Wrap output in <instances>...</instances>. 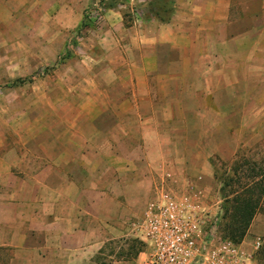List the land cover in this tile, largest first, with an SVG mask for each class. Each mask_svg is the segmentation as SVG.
<instances>
[{
	"label": "crops",
	"instance_id": "obj_1",
	"mask_svg": "<svg viewBox=\"0 0 264 264\" xmlns=\"http://www.w3.org/2000/svg\"><path fill=\"white\" fill-rule=\"evenodd\" d=\"M64 1L0 0V11L6 4L13 13ZM152 1L126 0L125 7L132 12ZM167 1L173 11L165 20L148 10L127 22L119 8L94 7L91 19L100 28L92 26L88 34L105 58L118 53L117 60H96L111 69L114 80L107 91L113 99L107 104L101 87L87 96L90 108L68 123L69 143L61 137V120L19 143L23 154L9 150L0 134V264H144L154 251L142 231L152 203L177 195L196 203L194 197L205 195L204 206L221 213V192L222 199L212 204L218 177L211 156L199 151L201 144L193 147L195 153L175 154L170 131L180 128L169 127L191 124V117L209 131L216 115H231L234 132L242 130L238 88L252 86L247 100L256 103L254 85L264 84V0ZM84 12L61 34H75ZM222 99L232 103L210 109V101ZM259 99L248 107L249 131H260L264 121ZM82 128L103 139L82 140ZM53 131L58 143L46 140ZM236 154L232 150L231 159ZM217 221L215 244L234 243L219 236ZM116 241L120 247L113 250ZM236 245L246 264H264V206Z\"/></svg>",
	"mask_w": 264,
	"mask_h": 264
},
{
	"label": "rangeland",
	"instance_id": "obj_2",
	"mask_svg": "<svg viewBox=\"0 0 264 264\" xmlns=\"http://www.w3.org/2000/svg\"><path fill=\"white\" fill-rule=\"evenodd\" d=\"M100 1L65 0L59 4L47 2L44 5L35 4L31 10L26 8L13 13L9 10V7H12L11 4L1 5L0 134L4 142H8L9 150L16 149L18 154H23L24 149L19 151V143L31 142L30 138L34 137L40 130L53 129L51 126L56 127L60 124L59 120L65 125L61 137L64 138L65 143H69L73 130L69 129L68 123L79 113L86 112L90 108L91 100L87 96L93 94L100 87L102 88L103 99L109 105L112 103L113 97L107 89L110 88L114 79L111 69L102 62L117 60L118 53L112 56L108 55L105 58L106 52L97 46L95 36L88 34L92 26L100 28L91 19V12L97 3L101 5ZM145 5L146 3L134 7L132 12H129L125 5L120 6L119 10L128 16H126V21L131 22L132 15L138 17L147 11ZM18 6L20 9L24 8L19 4ZM84 10L85 18L82 25L79 26V30L75 34L62 35L63 27L70 26L75 17L83 13ZM39 11L41 15L38 14ZM100 59L102 62H96ZM24 79H27V82L16 84V81ZM254 86L257 88V96L263 97L264 84ZM251 88L253 87H249L246 83L240 84L238 88V94L241 95L239 102L242 110L240 118L244 120V126L239 132H234V129L237 128L236 125L234 129L232 128L234 123L231 115H216L209 122V131L202 129L203 126L191 117L187 118V120H192L191 124L184 125L181 122L179 125L169 127V129L173 127L181 129L174 132L170 131V135L173 136L171 140L177 143L175 154L177 152L185 155L192 154L195 145L200 146L201 144L202 146L203 144L202 147H198L199 151H202L206 156H211V160L217 166L219 178L211 187L212 204L222 199L220 176L223 180L230 171V167L236 162L252 161V164L257 163L264 168V121L261 123L260 131L248 130V107L254 108L259 99L257 97L256 103H249L247 96ZM227 95H232V92H227ZM259 101L261 108L257 110H262L264 109V101L260 99ZM216 103L229 106L232 99L210 101L211 110L217 111ZM224 112H228V110ZM187 125H191V128L188 129ZM184 127L186 129L183 130ZM81 130L84 132L82 140H88L91 137L88 136L91 134L90 129L82 128ZM92 136L91 138L96 143L103 139L101 138L102 134H98V137L93 134ZM165 136L168 137V133ZM46 140L48 143H58L57 132H50L46 136ZM219 145L221 148L218 149ZM236 145L237 148H234ZM101 150L107 152L108 148L103 147ZM232 150H237L233 159L230 156ZM217 151L226 158V161L217 154ZM215 152L216 154H214ZM174 199L182 201L184 198L177 195ZM194 200L208 211L213 219L220 218L221 226L220 211L214 212V210L204 206L205 195L196 196ZM219 236L224 238L221 229ZM111 246L115 250L120 247V244L116 241ZM108 251H111V248Z\"/></svg>",
	"mask_w": 264,
	"mask_h": 264
},
{
	"label": "built area",
	"instance_id": "obj_3",
	"mask_svg": "<svg viewBox=\"0 0 264 264\" xmlns=\"http://www.w3.org/2000/svg\"><path fill=\"white\" fill-rule=\"evenodd\" d=\"M142 231L154 246L144 264L247 263L236 244H215L218 221L195 202H181L168 196L152 203L145 213Z\"/></svg>",
	"mask_w": 264,
	"mask_h": 264
},
{
	"label": "trees",
	"instance_id": "obj_4",
	"mask_svg": "<svg viewBox=\"0 0 264 264\" xmlns=\"http://www.w3.org/2000/svg\"><path fill=\"white\" fill-rule=\"evenodd\" d=\"M100 2L106 10L117 9L126 4V0ZM146 8L147 11H155L161 19L173 11L171 3L167 0L152 1ZM25 82L27 79L18 80L16 84ZM217 177L219 178L218 169ZM220 180L223 197L220 229L225 238L239 244L247 235L255 216L264 206V168L257 163L252 164V161L236 162L223 180L220 176Z\"/></svg>",
	"mask_w": 264,
	"mask_h": 264
}]
</instances>
